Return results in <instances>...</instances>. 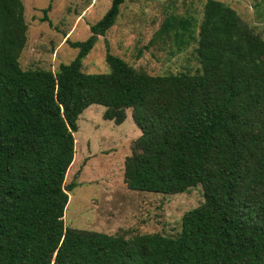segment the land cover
Listing matches in <instances>:
<instances>
[{"label": "trees", "instance_id": "16d2710c", "mask_svg": "<svg viewBox=\"0 0 264 264\" xmlns=\"http://www.w3.org/2000/svg\"><path fill=\"white\" fill-rule=\"evenodd\" d=\"M123 1L110 0L84 40L68 41L74 58L51 71L20 67L23 4L0 0V264H264V37L224 2L205 0L198 22L168 14L147 43L193 42V73L150 75L108 51V72L81 71ZM47 10L40 20L49 23ZM90 104L114 123L129 108L140 131L123 162L127 187L200 185L202 202L174 236L64 228L73 132Z\"/></svg>", "mask_w": 264, "mask_h": 264}, {"label": "rangeland", "instance_id": "374dc122", "mask_svg": "<svg viewBox=\"0 0 264 264\" xmlns=\"http://www.w3.org/2000/svg\"><path fill=\"white\" fill-rule=\"evenodd\" d=\"M26 39L18 56L22 69L55 71L77 53L71 41L84 40L89 25L106 11L110 0H21ZM205 0H124L114 23L98 36L81 60V71L106 73V51L122 58L136 70L150 75L187 71L199 67L191 42L180 50L169 42L147 44L168 14L200 20ZM230 6L253 31L264 37V0H220ZM47 21H41L42 9ZM104 107L90 104L77 116L73 132V162L64 175L67 192L62 220L64 228L98 231L125 238L158 232L174 236L180 217L202 202L201 187L161 194L133 190L123 181V162L133 140L140 134L130 109L120 123L104 119Z\"/></svg>", "mask_w": 264, "mask_h": 264}]
</instances>
